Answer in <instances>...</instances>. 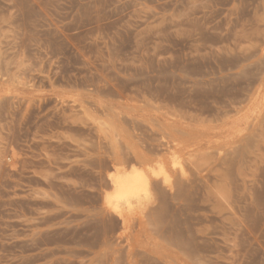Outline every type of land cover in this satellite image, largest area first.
Instances as JSON below:
<instances>
[{
    "label": "rangeland",
    "instance_id": "obj_1",
    "mask_svg": "<svg viewBox=\"0 0 264 264\" xmlns=\"http://www.w3.org/2000/svg\"><path fill=\"white\" fill-rule=\"evenodd\" d=\"M0 264H264V0H0Z\"/></svg>",
    "mask_w": 264,
    "mask_h": 264
},
{
    "label": "bare ground",
    "instance_id": "obj_2",
    "mask_svg": "<svg viewBox=\"0 0 264 264\" xmlns=\"http://www.w3.org/2000/svg\"><path fill=\"white\" fill-rule=\"evenodd\" d=\"M135 163H138V162H135ZM139 165H141V164H139ZM148 166H150V165H148ZM148 185H149V177L142 170H133V171L128 172V173H120V171H118L117 176L115 178L114 192H112L113 194L111 195L112 197L111 198L107 197V198H109V200L112 199V201H111L112 203L115 201L126 203V202H128V200H134L136 196L140 197L142 195V193L147 191ZM179 197H180V195H179Z\"/></svg>",
    "mask_w": 264,
    "mask_h": 264
}]
</instances>
